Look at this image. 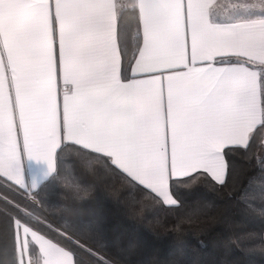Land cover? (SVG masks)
Instances as JSON below:
<instances>
[{
	"label": "crops",
	"instance_id": "0c3cea01",
	"mask_svg": "<svg viewBox=\"0 0 264 264\" xmlns=\"http://www.w3.org/2000/svg\"><path fill=\"white\" fill-rule=\"evenodd\" d=\"M124 2L137 7L142 30L127 80L118 0H0V176L21 191L49 179L70 142L175 204L172 178L202 171L223 182L224 149L247 145L263 122L254 65L264 67V11L250 0ZM28 239L41 264H75L18 222L27 264Z\"/></svg>",
	"mask_w": 264,
	"mask_h": 264
},
{
	"label": "trees",
	"instance_id": "16d2710c",
	"mask_svg": "<svg viewBox=\"0 0 264 264\" xmlns=\"http://www.w3.org/2000/svg\"><path fill=\"white\" fill-rule=\"evenodd\" d=\"M117 30L127 80L142 43L136 6L120 7ZM254 67L264 110V67ZM224 156L223 182L202 171L172 178L176 203L166 204L109 156L64 142L55 172L32 193L0 176V264H20L16 221L72 252L75 264H264V120ZM28 256L41 264L30 239Z\"/></svg>",
	"mask_w": 264,
	"mask_h": 264
},
{
	"label": "rangeland",
	"instance_id": "374dc122",
	"mask_svg": "<svg viewBox=\"0 0 264 264\" xmlns=\"http://www.w3.org/2000/svg\"><path fill=\"white\" fill-rule=\"evenodd\" d=\"M250 3L253 6L252 10L264 11V0H250ZM124 4H125L124 0H121L120 1V7H125ZM17 224H18V222L16 221L15 222L16 230H17ZM21 239H23V236L20 237V240ZM21 245H23V247H20V243H19V250H18L19 262L21 264H27V256H26V251H25V248H24L23 241H21ZM17 249H18V245H17Z\"/></svg>",
	"mask_w": 264,
	"mask_h": 264
},
{
	"label": "built area",
	"instance_id": "2783aa9c",
	"mask_svg": "<svg viewBox=\"0 0 264 264\" xmlns=\"http://www.w3.org/2000/svg\"><path fill=\"white\" fill-rule=\"evenodd\" d=\"M68 89H69L68 86H63L62 89H61V91H67ZM27 199H29L30 201H32L35 204H38V200L32 194H29L27 196ZM110 264H113V263H110Z\"/></svg>",
	"mask_w": 264,
	"mask_h": 264
}]
</instances>
